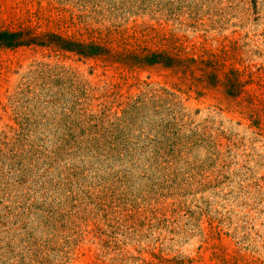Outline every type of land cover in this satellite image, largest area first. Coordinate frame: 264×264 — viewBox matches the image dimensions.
Masks as SVG:
<instances>
[{
  "label": "rangeland",
  "instance_id": "rangeland-1",
  "mask_svg": "<svg viewBox=\"0 0 264 264\" xmlns=\"http://www.w3.org/2000/svg\"><path fill=\"white\" fill-rule=\"evenodd\" d=\"M0 31L108 51L0 48V264H264V0H0Z\"/></svg>",
  "mask_w": 264,
  "mask_h": 264
},
{
  "label": "trees",
  "instance_id": "trees-1",
  "mask_svg": "<svg viewBox=\"0 0 264 264\" xmlns=\"http://www.w3.org/2000/svg\"><path fill=\"white\" fill-rule=\"evenodd\" d=\"M23 32L0 31V48H16L27 45H53L58 49L73 52L83 57H96L108 54V51L96 44L82 43L63 38L55 34H43L35 36L28 33L24 37ZM125 56V55H124ZM133 65H155L160 64L170 67L176 63V59L162 53H150L147 55L127 54Z\"/></svg>",
  "mask_w": 264,
  "mask_h": 264
}]
</instances>
